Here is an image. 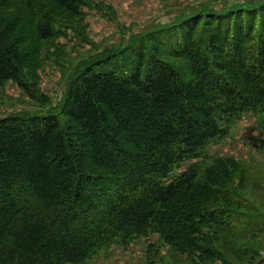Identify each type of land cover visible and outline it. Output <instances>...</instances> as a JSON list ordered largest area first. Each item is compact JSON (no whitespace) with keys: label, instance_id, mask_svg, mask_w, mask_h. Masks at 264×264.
<instances>
[{"label":"trees","instance_id":"1","mask_svg":"<svg viewBox=\"0 0 264 264\" xmlns=\"http://www.w3.org/2000/svg\"><path fill=\"white\" fill-rule=\"evenodd\" d=\"M19 3L41 41L56 35L49 3L77 17L87 5L0 0V13ZM17 28L0 30V87L12 81L37 99L8 42ZM143 37L84 65L61 105L0 118V264H81L150 230L188 244L243 217L211 206L222 161L173 175L244 114L264 118V3L203 9Z\"/></svg>","mask_w":264,"mask_h":264},{"label":"rangeland","instance_id":"2","mask_svg":"<svg viewBox=\"0 0 264 264\" xmlns=\"http://www.w3.org/2000/svg\"><path fill=\"white\" fill-rule=\"evenodd\" d=\"M84 16L77 17L53 3L56 35L39 40L27 8L19 3L0 13V30L15 27L9 43L20 48L23 70L38 95L32 99L15 82L0 87V118L45 113L64 101L73 77L92 60H105L110 51L141 45L146 34L203 9L225 10L258 6L264 0H85ZM178 68L181 61L173 60ZM264 118L246 113L235 120L228 135L210 143L206 158L186 162L176 178L193 164L207 172L222 161L224 188L212 194V207H227L243 214L230 232L204 228L203 239L185 244L170 242L150 230L123 243L105 246L81 264H259L264 259ZM220 179V178H219ZM210 191V190H209ZM213 192V191H212ZM227 192L231 195L224 194ZM215 197H214V196ZM238 196L250 205L234 202ZM209 202V201H208ZM216 230V231H215ZM68 264V263H66Z\"/></svg>","mask_w":264,"mask_h":264},{"label":"built area","instance_id":"3","mask_svg":"<svg viewBox=\"0 0 264 264\" xmlns=\"http://www.w3.org/2000/svg\"><path fill=\"white\" fill-rule=\"evenodd\" d=\"M259 264H264V261L260 262Z\"/></svg>","mask_w":264,"mask_h":264},{"label":"water","instance_id":"4","mask_svg":"<svg viewBox=\"0 0 264 264\" xmlns=\"http://www.w3.org/2000/svg\"><path fill=\"white\" fill-rule=\"evenodd\" d=\"M262 261H264V259Z\"/></svg>","mask_w":264,"mask_h":264}]
</instances>
